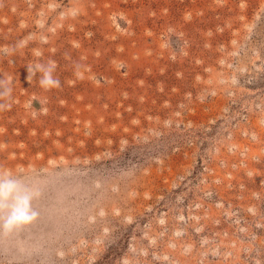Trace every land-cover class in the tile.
<instances>
[{"label": "rangeland", "instance_id": "obj_1", "mask_svg": "<svg viewBox=\"0 0 264 264\" xmlns=\"http://www.w3.org/2000/svg\"><path fill=\"white\" fill-rule=\"evenodd\" d=\"M0 170V264H264V0H0Z\"/></svg>", "mask_w": 264, "mask_h": 264}, {"label": "clouds", "instance_id": "obj_2", "mask_svg": "<svg viewBox=\"0 0 264 264\" xmlns=\"http://www.w3.org/2000/svg\"><path fill=\"white\" fill-rule=\"evenodd\" d=\"M31 196L22 182L12 178L8 170H0V229L10 232L31 222L35 213L30 207Z\"/></svg>", "mask_w": 264, "mask_h": 264}]
</instances>
